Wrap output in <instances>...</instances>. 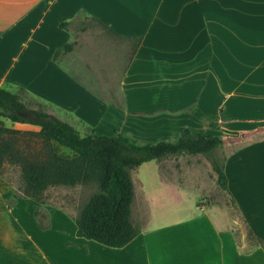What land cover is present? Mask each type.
I'll return each instance as SVG.
<instances>
[{
	"label": "crops",
	"instance_id": "0c3cea01",
	"mask_svg": "<svg viewBox=\"0 0 264 264\" xmlns=\"http://www.w3.org/2000/svg\"><path fill=\"white\" fill-rule=\"evenodd\" d=\"M80 13L115 36L128 59L77 38ZM0 88L25 92L79 132L140 141L264 121V0H0ZM19 126L39 130L6 127ZM227 132L217 153L228 194L264 241V164L243 162L237 174L226 165L263 141L264 127ZM166 159L150 162L161 193L180 198L183 190L159 172ZM17 192L0 175V264H264L262 247L242 249L205 210L161 221L151 196L139 193L137 205L134 191L139 233L115 248L78 237L76 215Z\"/></svg>",
	"mask_w": 264,
	"mask_h": 264
},
{
	"label": "trees",
	"instance_id": "16d2710c",
	"mask_svg": "<svg viewBox=\"0 0 264 264\" xmlns=\"http://www.w3.org/2000/svg\"><path fill=\"white\" fill-rule=\"evenodd\" d=\"M70 48V45L63 47ZM0 116L39 127L35 132H21L6 127L0 120V175L5 164L19 168V196L45 203L43 193L50 187L96 183L97 190L74 218L78 237L120 248L139 233L130 219L134 191L129 170L146 162L200 154L211 164L219 187L228 192V178L217 153L224 144L220 136L188 127L180 130L173 140L139 141L127 135L110 136L94 130L81 135L54 114L40 107H28L20 92L4 88H0ZM17 134L38 137V151L27 153L18 147ZM60 148L69 153L60 152ZM249 235L264 249V241L250 229Z\"/></svg>",
	"mask_w": 264,
	"mask_h": 264
},
{
	"label": "rangeland",
	"instance_id": "374dc122",
	"mask_svg": "<svg viewBox=\"0 0 264 264\" xmlns=\"http://www.w3.org/2000/svg\"><path fill=\"white\" fill-rule=\"evenodd\" d=\"M77 38L81 35H87L92 42L97 45L108 47L112 57L120 59H128L119 54L114 47H121L115 36L109 31L100 27L96 23L87 20L85 14L80 13L77 16V24L74 28ZM21 100L31 108H38L40 104L33 97L25 92H20ZM43 109V108H42ZM219 118L218 115L210 117L211 124ZM0 120L5 126H9L10 121L7 118L0 116ZM174 124H176L174 122ZM223 126L213 135H225L227 131L234 130V128H248L256 129L263 128L264 121H256L254 118L249 122H224ZM186 128V127H184ZM23 131H37L35 127L19 126L13 128ZM183 129V128H182ZM181 129V130H182ZM79 132V131H78ZM180 131H178L179 133ZM81 135L87 134L88 131L80 128ZM178 133L173 137H162L160 139H148L145 141L157 140H173ZM138 140V139H137ZM140 141V140H139ZM17 145L27 153H36L40 144L36 136H29L17 134ZM60 152L68 154L69 151L65 148H60ZM226 149L221 152L225 153ZM243 162H259L264 164V140L255 142L245 147L239 156L229 159L226 163L230 172L235 171L237 174V167ZM155 162L145 163L139 167L129 170V174L133 184V190L136 192V204H140V195L148 194L151 200V205L156 211L159 220H169L175 214L181 213L186 215L188 212L205 210L215 220H221L222 225L226 224L234 234L237 243L242 249H249L257 246L256 241L249 235V227L246 224L244 215L240 207H238L232 200L227 191L222 190L216 180L209 161L202 155H180L177 157H169L159 164V172L166 178H169L178 188L182 189L184 194L178 198L174 193L164 195L161 193L162 187L159 185L156 178ZM2 177L10 182L18 194L17 190L20 186L19 168L10 164H5ZM243 188L240 187V190ZM97 190V185L94 182L77 184L75 186H55L48 188L43 193L44 202L62 208L66 212L77 215L80 208L88 200V198ZM240 198L242 199V206L249 211L254 208L255 201H246L241 192ZM36 205V208H39ZM135 225L139 226L140 220L134 218Z\"/></svg>",
	"mask_w": 264,
	"mask_h": 264
}]
</instances>
